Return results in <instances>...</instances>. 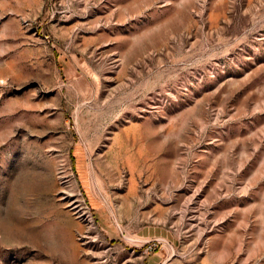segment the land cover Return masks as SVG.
Segmentation results:
<instances>
[{
	"label": "rangeland",
	"instance_id": "rangeland-1",
	"mask_svg": "<svg viewBox=\"0 0 264 264\" xmlns=\"http://www.w3.org/2000/svg\"><path fill=\"white\" fill-rule=\"evenodd\" d=\"M0 264H264V0H0Z\"/></svg>",
	"mask_w": 264,
	"mask_h": 264
}]
</instances>
